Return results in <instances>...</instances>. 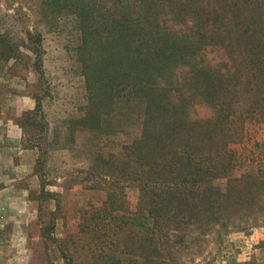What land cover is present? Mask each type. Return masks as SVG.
<instances>
[{
	"label": "rangeland",
	"instance_id": "374dc122",
	"mask_svg": "<svg viewBox=\"0 0 264 264\" xmlns=\"http://www.w3.org/2000/svg\"><path fill=\"white\" fill-rule=\"evenodd\" d=\"M146 1L162 21L172 18L171 0ZM110 6L102 7L109 25ZM76 12L67 0H0V264H125L131 248L141 264H264V88H255L246 67L242 82L221 93L230 117L218 127L214 108L192 102V121L211 120L219 130L209 143L224 165L223 175L197 186L221 195L202 221L165 217L159 232H146L134 223L140 189L108 188L103 178L141 137L144 105L125 90L108 109L94 107L104 114L100 129L71 124L93 109ZM92 55L88 48L84 60ZM227 59L209 51L204 67Z\"/></svg>",
	"mask_w": 264,
	"mask_h": 264
},
{
	"label": "trees",
	"instance_id": "16d2710c",
	"mask_svg": "<svg viewBox=\"0 0 264 264\" xmlns=\"http://www.w3.org/2000/svg\"><path fill=\"white\" fill-rule=\"evenodd\" d=\"M85 1L89 5L90 0H67V4L82 21V74L93 109L71 124L100 129L104 114H97L94 107L108 109L114 96L125 90L146 112L141 137L127 148V160L109 162L104 182L109 181L108 188L123 183L140 189L134 223L146 232H159L165 217L185 221L210 217L221 194L201 190L197 184L223 175L218 169L221 172L224 165L213 156L209 143L219 130L211 120L192 121L188 112L192 102L205 101L219 115L215 127L221 118L229 119L225 110L229 101L220 96L225 88L242 82L246 67L255 88H264V0H171L168 9L174 14L164 21L153 15L146 0H136L128 8L127 0H91L90 9L97 4L94 26L87 20L91 10ZM107 1L112 9L107 14L113 15L110 25L102 19ZM174 22L183 24L178 33L170 30ZM29 37L35 46L41 43ZM88 48L93 54L89 61L84 60ZM213 50L224 52L228 59L210 71L204 64L207 52ZM126 254L130 259L125 264L142 263L132 248Z\"/></svg>",
	"mask_w": 264,
	"mask_h": 264
},
{
	"label": "crops",
	"instance_id": "0c3cea01",
	"mask_svg": "<svg viewBox=\"0 0 264 264\" xmlns=\"http://www.w3.org/2000/svg\"><path fill=\"white\" fill-rule=\"evenodd\" d=\"M0 130H4V126H3V122L1 120V117H0Z\"/></svg>",
	"mask_w": 264,
	"mask_h": 264
}]
</instances>
